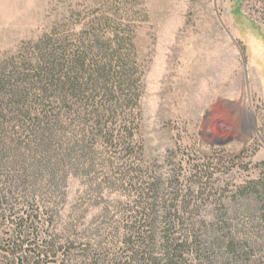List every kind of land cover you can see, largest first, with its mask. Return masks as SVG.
Here are the masks:
<instances>
[{
    "label": "trees",
    "instance_id": "obj_1",
    "mask_svg": "<svg viewBox=\"0 0 264 264\" xmlns=\"http://www.w3.org/2000/svg\"><path fill=\"white\" fill-rule=\"evenodd\" d=\"M123 15L98 16L76 36L54 29L0 63V264H219L225 257L264 264L250 253L264 246V235L252 239L255 229L264 233V178L234 193L259 203L247 211L250 227L225 206L207 218L198 203L207 169L194 165L181 187L180 175L160 173L148 158L141 65ZM97 145L111 154L105 166L117 170L133 200L114 214L110 205L98 207L87 225L72 218L43 236L41 215L54 225L56 199ZM102 190L89 179L86 200ZM43 193L53 207L42 211L34 202Z\"/></svg>",
    "mask_w": 264,
    "mask_h": 264
},
{
    "label": "rangeland",
    "instance_id": "obj_2",
    "mask_svg": "<svg viewBox=\"0 0 264 264\" xmlns=\"http://www.w3.org/2000/svg\"><path fill=\"white\" fill-rule=\"evenodd\" d=\"M115 11L134 31L148 158L160 173L180 175L181 187L194 165L207 169L198 201L207 218L225 206L240 225L251 227L254 217L247 211L259 203L234 193L264 178V0H0V63L49 31L76 36ZM94 149L92 161L69 176L66 196L56 199L54 225L41 215L43 236L59 233L72 218L87 225L98 207L110 205L114 214L133 200L117 170L105 166L111 154L100 145ZM89 179L103 190L86 200ZM34 204L42 211L53 207L44 193ZM259 229H251L253 240L264 235ZM260 243L250 253L264 261ZM219 264L235 262L225 257Z\"/></svg>",
    "mask_w": 264,
    "mask_h": 264
},
{
    "label": "water",
    "instance_id": "obj_3",
    "mask_svg": "<svg viewBox=\"0 0 264 264\" xmlns=\"http://www.w3.org/2000/svg\"><path fill=\"white\" fill-rule=\"evenodd\" d=\"M216 141L219 143V144H227L231 141V139H227V140H221V139H216Z\"/></svg>",
    "mask_w": 264,
    "mask_h": 264
}]
</instances>
